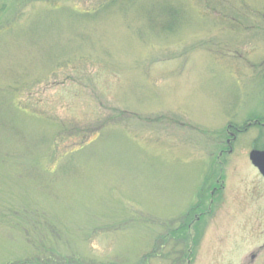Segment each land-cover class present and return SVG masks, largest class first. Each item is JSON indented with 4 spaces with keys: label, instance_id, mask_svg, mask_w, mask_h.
<instances>
[{
    "label": "rangeland",
    "instance_id": "1",
    "mask_svg": "<svg viewBox=\"0 0 264 264\" xmlns=\"http://www.w3.org/2000/svg\"><path fill=\"white\" fill-rule=\"evenodd\" d=\"M253 150L264 0H0V264H264Z\"/></svg>",
    "mask_w": 264,
    "mask_h": 264
},
{
    "label": "water",
    "instance_id": "2",
    "mask_svg": "<svg viewBox=\"0 0 264 264\" xmlns=\"http://www.w3.org/2000/svg\"><path fill=\"white\" fill-rule=\"evenodd\" d=\"M252 165L264 177V150H253L249 155Z\"/></svg>",
    "mask_w": 264,
    "mask_h": 264
},
{
    "label": "trees",
    "instance_id": "3",
    "mask_svg": "<svg viewBox=\"0 0 264 264\" xmlns=\"http://www.w3.org/2000/svg\"><path fill=\"white\" fill-rule=\"evenodd\" d=\"M176 235V234H175ZM174 235V236H175ZM175 237H177V235L175 236ZM143 261V262H142ZM47 264H49L48 262H46ZM145 262H144V260H141V263H139V264H144Z\"/></svg>",
    "mask_w": 264,
    "mask_h": 264
}]
</instances>
